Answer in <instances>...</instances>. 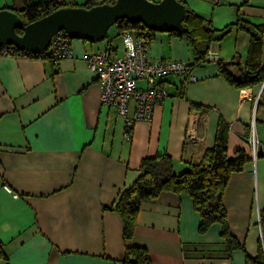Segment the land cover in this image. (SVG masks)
Listing matches in <instances>:
<instances>
[{"label":"crops","instance_id":"crops-1","mask_svg":"<svg viewBox=\"0 0 264 264\" xmlns=\"http://www.w3.org/2000/svg\"><path fill=\"white\" fill-rule=\"evenodd\" d=\"M182 1L214 29L234 25L214 47L223 61L246 63L250 35L236 23L264 27V0ZM22 7V0H0V9ZM115 37L113 30L102 42L75 39L73 56L58 62L0 58V245L8 258L0 264H123L127 246L146 248L152 264H255L248 256H258L262 241L264 157L254 156L249 141L255 135L264 153V81L236 88L216 61L195 65L196 80L185 85L181 75H167L160 85L168 96L152 120L136 123L128 141L125 119L102 106L101 84L84 60L86 53L122 56L123 41ZM150 56L193 62L185 38L161 32L151 39ZM238 70L239 64L231 65V73ZM220 119L230 128L228 157L243 149L252 158L230 176L222 195L230 232L242 248L228 251L218 223L200 234L192 198L172 191L141 204L134 233L125 240L115 205L139 177L141 161L169 154L175 173H182L213 147ZM192 122L196 129L187 140Z\"/></svg>","mask_w":264,"mask_h":264},{"label":"trees","instance_id":"trees-1","mask_svg":"<svg viewBox=\"0 0 264 264\" xmlns=\"http://www.w3.org/2000/svg\"><path fill=\"white\" fill-rule=\"evenodd\" d=\"M115 1L101 0L95 2L90 0L83 5H78L73 2L44 1L37 3L34 0H22L23 7L21 9H9L18 13L24 24H28L62 7L84 6L91 8L97 4L114 3ZM152 1L157 2V0ZM184 26V32H170L168 34L178 35L186 39L193 55V62L190 65L194 67L205 62L206 54L211 45L228 35L234 25H229L220 30L214 29L209 20L187 8ZM236 26L250 35L248 59L244 64L235 62V64H239V70L236 74L230 72L231 65L235 64L220 59L218 61L219 72L229 84L236 88H252L264 81V65L261 63L264 27L244 19H238ZM111 28L115 29L117 36H121L125 31L132 29L148 30L142 23H130L126 19L117 21ZM16 31L22 35L24 30L17 29ZM155 34V31L148 30L150 41ZM16 50L28 57L42 58L40 53ZM183 84H186L185 80ZM260 104L261 98L257 108ZM192 108L202 112L205 110L197 104H192ZM229 129V125L220 119L213 147L205 151L199 162L191 163L187 170L180 174L175 173L174 161L169 154L150 156L141 161L139 177L132 186L121 193L115 205V210L118 211L124 222L123 237L125 240L130 239L134 233L141 204L146 200L158 197L162 192L172 191L177 194L186 193L192 198L194 209L201 218L198 228L200 234H205L213 224L218 223L222 227L221 236L225 240L228 251L232 252L242 248L241 243L230 232L227 212L222 203V195L230 176L242 171L245 164L252 158L243 149L237 150L233 157H228ZM257 157H264V153L258 152ZM259 214L262 230L260 251L256 258L248 256V260L255 264H264V208L260 210ZM0 258L8 259L1 245ZM123 264H152V260L146 248L127 246Z\"/></svg>","mask_w":264,"mask_h":264},{"label":"built area","instance_id":"built-area-1","mask_svg":"<svg viewBox=\"0 0 264 264\" xmlns=\"http://www.w3.org/2000/svg\"><path fill=\"white\" fill-rule=\"evenodd\" d=\"M121 38L124 46L122 56L113 59L107 52L86 53L84 60L101 84L102 106L114 108L117 115L125 119L124 136L130 141L136 123L152 120L155 107L163 103L168 96L166 89L160 85L165 76L181 75L186 84L194 82L196 77L193 74V67L188 62L151 58L148 30H128ZM72 41L64 31L58 32L40 55L52 62L71 58ZM214 43L206 54L205 62H218L221 59ZM16 49L10 45L0 46V58L26 56ZM140 81H143V84H139ZM195 129L196 122H192L187 140L194 136ZM249 142L256 156L260 142L255 135ZM15 196L17 197L16 194Z\"/></svg>","mask_w":264,"mask_h":264},{"label":"water","instance_id":"water-1","mask_svg":"<svg viewBox=\"0 0 264 264\" xmlns=\"http://www.w3.org/2000/svg\"><path fill=\"white\" fill-rule=\"evenodd\" d=\"M187 6L182 0H116L86 8L67 6L31 23L24 24L15 11L0 9V46L10 45L23 52L41 53L52 38L64 31L72 39L102 42L119 20L142 23L148 30L161 33L184 32ZM23 29V34L17 33Z\"/></svg>","mask_w":264,"mask_h":264},{"label":"rangeland","instance_id":"rangeland-1","mask_svg":"<svg viewBox=\"0 0 264 264\" xmlns=\"http://www.w3.org/2000/svg\"><path fill=\"white\" fill-rule=\"evenodd\" d=\"M113 30H115L114 28H111L110 29V34H112L113 35ZM150 31V30H149ZM157 33V32H156ZM160 33V32H159ZM115 39H117V42H121L122 41V38H121V36L120 37H115ZM139 84H143V81H140L139 82Z\"/></svg>","mask_w":264,"mask_h":264}]
</instances>
